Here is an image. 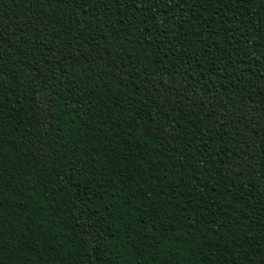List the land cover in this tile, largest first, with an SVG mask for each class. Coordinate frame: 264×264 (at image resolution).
<instances>
[{
	"label": "trees",
	"instance_id": "1",
	"mask_svg": "<svg viewBox=\"0 0 264 264\" xmlns=\"http://www.w3.org/2000/svg\"><path fill=\"white\" fill-rule=\"evenodd\" d=\"M0 264H264V0H0Z\"/></svg>",
	"mask_w": 264,
	"mask_h": 264
},
{
	"label": "rangeland",
	"instance_id": "2",
	"mask_svg": "<svg viewBox=\"0 0 264 264\" xmlns=\"http://www.w3.org/2000/svg\"><path fill=\"white\" fill-rule=\"evenodd\" d=\"M41 99H43V96H41Z\"/></svg>",
	"mask_w": 264,
	"mask_h": 264
}]
</instances>
